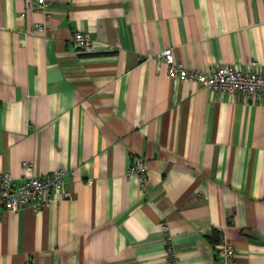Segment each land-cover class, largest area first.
I'll return each instance as SVG.
<instances>
[{
    "label": "crops",
    "instance_id": "obj_1",
    "mask_svg": "<svg viewBox=\"0 0 264 264\" xmlns=\"http://www.w3.org/2000/svg\"><path fill=\"white\" fill-rule=\"evenodd\" d=\"M166 49L264 73V0H0V173L61 169L70 194L3 211L0 264H167L163 225L176 264H217L220 235L264 264V97L173 85Z\"/></svg>",
    "mask_w": 264,
    "mask_h": 264
},
{
    "label": "built area",
    "instance_id": "obj_2",
    "mask_svg": "<svg viewBox=\"0 0 264 264\" xmlns=\"http://www.w3.org/2000/svg\"><path fill=\"white\" fill-rule=\"evenodd\" d=\"M31 1H34L38 9L45 11L54 0H26L27 6ZM35 30L41 32L44 27L37 24ZM70 41L72 49L78 53L88 52L92 47L91 37L85 31L74 32ZM157 63L165 65L166 73L173 85L189 80L221 95L242 94L247 99L264 97V73L260 72L256 61L250 62L245 69L231 64H221L209 71H201L184 66L175 59L170 49H166L158 54ZM22 167L30 171L33 164L23 162ZM128 172L136 177L142 190L146 191L147 175L144 161L139 158L133 159ZM65 173L64 170L55 169L45 176L27 175L19 181L8 172L0 173V216L3 211L13 214L26 206L39 209L68 199L70 194L63 188ZM162 229L165 232L167 264H176L175 250L167 227L163 225ZM215 248L217 264H244L236 261L235 249L224 235L218 237Z\"/></svg>",
    "mask_w": 264,
    "mask_h": 264
}]
</instances>
